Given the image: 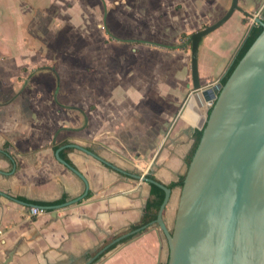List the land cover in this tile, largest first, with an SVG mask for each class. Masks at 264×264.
Segmentation results:
<instances>
[{
	"label": "crops",
	"instance_id": "crops-1",
	"mask_svg": "<svg viewBox=\"0 0 264 264\" xmlns=\"http://www.w3.org/2000/svg\"><path fill=\"white\" fill-rule=\"evenodd\" d=\"M86 1L0 0V54L8 58L0 61L8 90L0 96V264L169 258L158 224L140 225L152 185L145 176L169 186L187 172L211 105L179 117L193 85L183 36L218 21L232 0ZM93 4L105 22L95 17V38L76 20ZM239 4L264 20V0ZM257 24L235 10L203 38L205 86L221 81ZM140 27L156 39L135 37ZM180 193L172 188L169 227ZM31 206L44 212L32 215Z\"/></svg>",
	"mask_w": 264,
	"mask_h": 264
},
{
	"label": "water",
	"instance_id": "water-1",
	"mask_svg": "<svg viewBox=\"0 0 264 264\" xmlns=\"http://www.w3.org/2000/svg\"><path fill=\"white\" fill-rule=\"evenodd\" d=\"M235 10L255 18L263 30L224 84L205 86L199 72L200 44ZM188 43L192 94L179 117L211 107L197 124L203 133L181 187L172 228L164 218L172 188L145 176L165 191L153 223L167 239L168 264H264V20L232 0L223 17L193 32ZM57 157L69 165L59 153Z\"/></svg>",
	"mask_w": 264,
	"mask_h": 264
},
{
	"label": "trees",
	"instance_id": "trees-1",
	"mask_svg": "<svg viewBox=\"0 0 264 264\" xmlns=\"http://www.w3.org/2000/svg\"><path fill=\"white\" fill-rule=\"evenodd\" d=\"M263 30V26L258 23L256 27H253L249 33V35L246 37L243 45L241 46V48L239 49L238 53L235 56L234 61L232 62L230 68L228 69L227 73L225 74V76L221 79V82L224 84L226 82V80L229 78L230 74L232 73V71L234 70V68L236 67V65L238 64V62L240 61V59L243 57V55L245 54V52L248 50V48L251 46V44L254 42V40L258 37V35L262 32ZM190 38L191 35H187L185 34L183 36V39L187 40V38ZM203 133V129H200L197 134H196V142L191 150V153L189 155L188 158V166L192 160V157L194 155V152L200 142L201 136ZM186 175V174H185ZM185 175L180 178V180L176 183H172L169 186L171 188H173L176 185H179L182 187L183 183H184V179H185ZM165 197V191L163 188H161L160 186L156 185V184H152L151 185V191H150V195L147 199V203H146V207H145V214L142 220V223L140 225L143 224H147V223H152L155 222L157 216H158V212L160 209V206L164 200ZM136 227V226H134ZM168 264V261L167 263Z\"/></svg>",
	"mask_w": 264,
	"mask_h": 264
},
{
	"label": "rangeland",
	"instance_id": "rangeland-1",
	"mask_svg": "<svg viewBox=\"0 0 264 264\" xmlns=\"http://www.w3.org/2000/svg\"><path fill=\"white\" fill-rule=\"evenodd\" d=\"M86 3H88V0L86 1ZM89 5V3H88ZM92 5V4H91ZM26 7V6H25ZM93 8H94V12L92 10L89 11L88 14H84L83 12L81 13L80 17L78 19H76L77 21H79V27L83 30H88L91 32V34L93 35V37H99V33L101 32V27L100 26H96L97 24V20L95 17H98L99 20H102L103 23L104 22V17L101 16V14H103V11L101 10V7L100 5H96V4H93ZM104 10V8H103ZM76 13V12H75ZM73 13H71L72 15ZM76 17V16H75ZM103 27H105V25H103ZM205 27V26H204ZM73 32H76V30L74 29ZM28 36H31V34L28 32L27 33ZM153 36H150L149 33L145 30V29H142V27H140L138 30H136L134 36L135 37H144V38H152V39H156V33L155 34H151ZM70 41L68 42L69 45H73L75 44V41L78 40L77 37H74L73 39L70 37ZM190 40V38L188 39V41ZM28 41H31L30 39H28ZM93 41H95L93 39ZM189 45H191L190 43H188ZM6 61L8 60V58H5V56L1 55L0 54V61ZM1 63V62H0ZM5 71L4 69L0 66V96H3V94H5L7 90V85H5L3 83V79L1 78H5ZM2 80V81H1ZM3 83V84H2ZM9 90L11 91H15L12 86L9 87ZM36 89H32V91L35 92ZM7 95V94H6ZM175 206V205H174ZM178 207V205H177ZM176 215V213L174 214ZM175 218V216H174ZM174 224V223H173ZM172 226H170V228H172ZM168 243V242H167Z\"/></svg>",
	"mask_w": 264,
	"mask_h": 264
},
{
	"label": "built area",
	"instance_id": "built-area-1",
	"mask_svg": "<svg viewBox=\"0 0 264 264\" xmlns=\"http://www.w3.org/2000/svg\"><path fill=\"white\" fill-rule=\"evenodd\" d=\"M42 212H44V208H40V207H38V206H31L30 207V213L32 214V215H37V214H40V213H42ZM1 232V231H0Z\"/></svg>",
	"mask_w": 264,
	"mask_h": 264
}]
</instances>
